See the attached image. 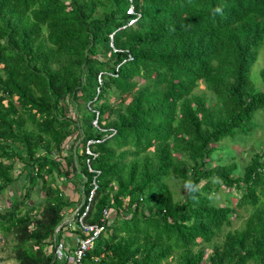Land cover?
<instances>
[{"label": "trees", "instance_id": "obj_1", "mask_svg": "<svg viewBox=\"0 0 264 264\" xmlns=\"http://www.w3.org/2000/svg\"><path fill=\"white\" fill-rule=\"evenodd\" d=\"M263 46L264 0H0V198L25 176L0 232L17 262L70 264L49 247L73 244L96 181L84 221L105 231L84 264H264V150L240 163L230 145L264 109ZM63 181L84 196L68 222Z\"/></svg>", "mask_w": 264, "mask_h": 264}, {"label": "rangeland", "instance_id": "obj_2", "mask_svg": "<svg viewBox=\"0 0 264 264\" xmlns=\"http://www.w3.org/2000/svg\"><path fill=\"white\" fill-rule=\"evenodd\" d=\"M263 67H264V46L260 51L258 60L254 63L251 69V78L258 88L262 87L261 69ZM204 89H205V86L203 84H201L198 88V90H204ZM74 114L75 116L77 115L76 113ZM252 125L255 128H254V131L251 133L252 139L249 141L248 144L244 145L243 141H236L237 143H233V144H230V142H228V144L232 146L235 152H237V155H238L237 160L240 163H243L245 162V160L250 159L253 153V150L255 149H258L260 151L264 150V109H261L260 111H258L257 119L254 123H252ZM254 134H255V138L253 137ZM256 139H258V141ZM226 140L227 139H225L224 141ZM72 142H73V139L69 141V143H67L68 146H70ZM254 143H255V146H251V144H254ZM221 145H224V143L222 142L219 146ZM56 158L58 160L64 161L60 155H56ZM61 163L62 165L65 166L64 162H61ZM63 182H64L63 187L65 186L64 193L65 195H67V197L72 203L65 217V222H68L73 218L77 209L80 207V204L82 203L84 196H83V193L81 192V188L79 184L77 185L74 182H68V181H63ZM173 182L174 181H172V184H173V189L175 190V197L177 199H180L182 198L184 194L182 183L174 185L175 183ZM24 183H25V176L20 175L19 179L13 185L9 186L7 189L3 191V193L1 194V198H0L1 207L9 206L11 203H13L17 199L19 200L23 199L24 189L22 187ZM215 196H216V199H218L219 204L222 205V204L228 203L225 196L221 192H217ZM45 198H46L45 193L42 192V190L38 188L34 193V197L29 201L28 205L29 206L32 205L36 199L42 202L44 201ZM234 201H237L236 198H234ZM250 212H251L250 208L240 209L238 211V216L234 217L232 226L228 227L227 230L229 228L239 229L243 227ZM72 227L73 228L77 227L76 223H73ZM73 228H71L70 230H66L64 232V236L62 235L66 239V243H68V241L70 243H74L76 240L77 234L76 232H74V230H72ZM15 242H16V238H15L14 232H9V233L0 232V264H19L14 255ZM172 264H175L174 261H172ZM250 264H253V263H250Z\"/></svg>", "mask_w": 264, "mask_h": 264}, {"label": "built area", "instance_id": "obj_3", "mask_svg": "<svg viewBox=\"0 0 264 264\" xmlns=\"http://www.w3.org/2000/svg\"><path fill=\"white\" fill-rule=\"evenodd\" d=\"M129 13L134 14L133 6L130 7ZM135 21L136 18H133L130 21V24H133ZM95 124H97V121H95ZM88 151L91 153L90 149H88ZM94 184L95 187L88 197V203L86 205L85 211L79 218V225L76 224L77 227H75L81 230L80 234L76 235L75 242L68 247H64L63 241L59 244L56 243L49 247V250L55 253V256L59 261L68 260L70 264H84V258L87 252L93 248L96 239L105 231V227L102 224L87 223L84 221V217L90 209L89 203L91 202L95 189L98 186L96 181L94 182ZM104 215V218L109 220L110 222L111 217L108 209L104 210Z\"/></svg>", "mask_w": 264, "mask_h": 264}, {"label": "clouds", "instance_id": "obj_4", "mask_svg": "<svg viewBox=\"0 0 264 264\" xmlns=\"http://www.w3.org/2000/svg\"><path fill=\"white\" fill-rule=\"evenodd\" d=\"M216 11L219 12L220 9L217 8ZM185 187L188 188L190 190V192H191V189L193 188V184L191 182H188V183L185 184Z\"/></svg>", "mask_w": 264, "mask_h": 264}]
</instances>
